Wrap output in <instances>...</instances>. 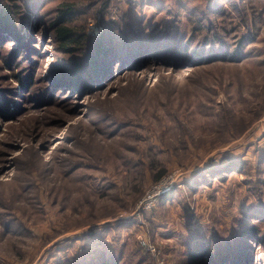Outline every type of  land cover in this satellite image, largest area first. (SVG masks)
<instances>
[{
    "label": "rangeland",
    "instance_id": "374dc122",
    "mask_svg": "<svg viewBox=\"0 0 264 264\" xmlns=\"http://www.w3.org/2000/svg\"><path fill=\"white\" fill-rule=\"evenodd\" d=\"M4 8L0 264H264V0Z\"/></svg>",
    "mask_w": 264,
    "mask_h": 264
},
{
    "label": "trees",
    "instance_id": "16d2710c",
    "mask_svg": "<svg viewBox=\"0 0 264 264\" xmlns=\"http://www.w3.org/2000/svg\"><path fill=\"white\" fill-rule=\"evenodd\" d=\"M60 7H61L60 9L62 10L60 11L58 19L56 21V25H57L56 33L58 40L61 42V45L65 50L72 49L73 51L77 48H82L83 47L82 40L78 38L80 35L79 34L77 35L74 29L63 24L64 21H66L67 17L73 13V11L71 10L72 8L67 4H62ZM8 8L1 9L0 11V25L2 26L12 25V18L10 16L13 12H11ZM94 52L103 55L105 53V49L102 47V45L100 47L98 43V45L95 47ZM163 172L164 171H161L158 174H156L155 180L159 179L163 175Z\"/></svg>",
    "mask_w": 264,
    "mask_h": 264
},
{
    "label": "bare ground",
    "instance_id": "6f19581e",
    "mask_svg": "<svg viewBox=\"0 0 264 264\" xmlns=\"http://www.w3.org/2000/svg\"><path fill=\"white\" fill-rule=\"evenodd\" d=\"M12 44V43H11Z\"/></svg>",
    "mask_w": 264,
    "mask_h": 264
}]
</instances>
